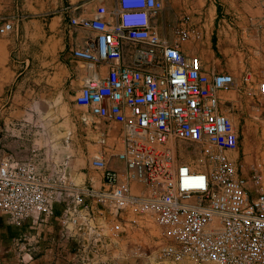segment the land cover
Segmentation results:
<instances>
[{
	"label": "bare ground",
	"instance_id": "bare-ground-1",
	"mask_svg": "<svg viewBox=\"0 0 264 264\" xmlns=\"http://www.w3.org/2000/svg\"><path fill=\"white\" fill-rule=\"evenodd\" d=\"M150 9H163V0H146L145 8L123 12L115 26L100 20L90 23L98 34L94 62L98 66L117 63L112 78L90 77L77 100L90 117L120 123L126 139H141L154 131L162 143L180 139L198 160L176 163L164 156L140 162L123 152L118 158L124 171L106 168L104 181L109 186L122 183L126 187L134 182L152 186L166 181L172 204L186 212L189 224L201 227L198 243L190 248L194 256L220 264H264V198L245 209L241 195L231 189L227 163L216 164L212 171L207 167L212 158L210 149L228 148L232 141L219 98L227 75L192 79L179 51L150 26ZM137 29L147 30L145 39H136ZM124 38L132 44L126 45ZM126 47L132 49L130 63ZM82 120L88 124L87 117ZM99 142L108 146L105 135ZM55 191L17 162L0 165V216L12 225L51 220ZM74 202L81 204L82 196L77 195ZM76 206L69 207L68 226L73 228L81 224L80 216L74 214L80 211Z\"/></svg>",
	"mask_w": 264,
	"mask_h": 264
},
{
	"label": "rangeland",
	"instance_id": "rangeland-1",
	"mask_svg": "<svg viewBox=\"0 0 264 264\" xmlns=\"http://www.w3.org/2000/svg\"><path fill=\"white\" fill-rule=\"evenodd\" d=\"M48 17H51V15ZM94 17L106 20L101 15ZM159 17L160 21L157 25L159 32L162 29L165 30L164 21L167 17L166 21L169 33L172 34L173 40L181 46L184 42L198 40L201 37V34L191 25L190 16H184L179 20L181 16L170 14L166 16L165 11H163ZM2 19L3 21H7L0 27V50L2 48L6 49V60L0 64V71L14 64V53H12L13 51L10 49V46L13 43L12 34L16 30L15 21L18 17L7 16ZM210 19L216 24L209 32V37L213 38L214 47L219 43L221 52L226 49H235L240 54V59L235 58L234 54L223 56V58L219 59L222 65L232 68L237 73L245 70L247 65H251L258 74L255 76L256 73H253L252 81L256 82L255 77L262 79L264 77V52L261 47L255 44L254 50H250V52L254 53V57L248 58L245 44L247 32L244 29V25H239L241 19L229 14H212L210 15ZM69 20L71 25V18ZM219 23L221 25L220 28L218 27ZM169 41L171 42L170 39ZM179 53L182 63L192 76H207V74H196L194 71L198 68L195 61L198 62L199 58L188 57L182 54L181 51ZM1 57L4 58L3 56ZM247 60L249 63L245 62ZM226 75L227 84L223 90L228 89L234 84V80L230 78V75ZM230 90L228 89L227 91ZM72 91L73 89L68 84L65 90L66 95L63 94L60 99L56 100L55 104L53 102L51 104L41 103L40 106L32 105L29 109L23 103L24 96L20 95V93L16 96L14 92L12 95H8L7 99L5 96L0 97V151L1 160L6 162L13 159L29 171L39 174L42 182L55 188L54 205L56 206L57 203L64 201L66 203L64 213L68 212L69 207L76 206V203H73V201L77 195L82 196L83 202L78 204V207L76 206L77 211H80L74 212L75 215L80 216L81 224L79 227L74 228V230L83 227L85 223H89V248L87 249V253H85L86 261L85 259L78 261L79 257H77L76 263L220 264L217 262L201 261L192 254L190 249L191 244L198 243V234L201 227L189 224L186 220V212L177 209V205L172 204L173 202L167 197L166 181L159 180L155 184L161 187V191L162 189L165 191V195H163V192H160L161 195L156 198H140L134 194L131 195L132 192L130 194L129 188L132 185H144L136 182L131 183L128 186L129 188H123L120 185L109 186L104 181V185L100 189L92 184L84 186L76 184L67 169L73 172V169L77 167L75 162L76 157L72 155L77 143H75V140H66L68 130L64 132V125L61 132L63 136L61 138L54 137L53 132L49 133V128L46 125V123L51 122L52 124L54 121H56L57 125L60 123L64 124L69 114L72 117L75 114L82 116L85 108L78 103V95H74ZM223 98L227 101L224 102L223 100V110L228 114H225V117L232 133V141L228 148L210 149L212 158L210 162H207L208 170H214L218 163H227L229 176L233 184L231 189L240 194L243 201L245 196L247 198V195H250L249 198L251 200L259 201L264 198V95L263 93H258V99H246L245 97L243 101H241L242 98L238 97V104L233 106V102L230 103V101L236 98L234 92L225 94ZM105 121L108 122L107 120ZM27 124H30V128L33 130L35 142L27 140ZM56 136H59V134ZM127 140L134 145V151L136 152L128 154L131 159L136 161L148 162L164 156L172 157L176 163L184 162L192 164L198 160L191 149L183 145L180 139H171L166 143H162V137L154 131L149 132L144 138ZM141 144H144V148ZM239 149L240 153L238 155L240 158L246 156L247 162L254 165L260 163L261 168L259 171L253 170L248 175L242 173L233 157L234 154L239 152ZM123 152L126 151L124 150ZM138 152L144 153L145 156L138 155ZM107 164L101 158H96L92 162L93 168L99 172H103L106 168H109ZM87 199L92 202V206L89 204V214L85 212L88 209ZM185 204L188 203L186 202ZM99 205L101 207L97 208ZM102 207L105 209H109L108 207H110L113 209L112 212L117 211L115 216L119 215L118 212L138 211V216L146 217L139 220L144 225V232L138 235L135 234V230L131 229L129 231L130 228L123 225L125 230L120 231V234L117 235L118 237L116 236V241L112 243L106 241L108 243L107 246L104 239L106 236L103 239L98 236L101 233L97 220L100 219L98 215L100 211V215L103 213ZM247 208L249 207L247 206ZM67 215L69 216V213ZM131 218L132 221H129V223L135 227L139 226L140 223L133 221L135 218ZM0 220V264H74L72 256L69 257L65 251L61 253L62 248L56 249L61 241L57 240L58 230L56 228L58 229V225L55 224V220H53V225L55 226V230L53 231L50 227L52 225L50 224L51 220L42 223V226H40V223L34 225L29 220L20 226H15L4 216H0ZM113 220L126 221L118 217ZM45 225L47 227H44ZM29 226L35 228L30 229ZM136 232L138 233V231ZM25 233L30 234L29 236H24ZM4 234H7L8 238H13V240L6 242L5 239L8 238ZM90 234L99 238L97 240L95 237L91 239ZM69 237V231H62L63 239L71 240ZM84 242L82 240L78 243L79 248ZM102 245L103 247L101 248ZM45 249H48L49 252L46 253ZM51 249L52 251H50Z\"/></svg>",
	"mask_w": 264,
	"mask_h": 264
},
{
	"label": "crops",
	"instance_id": "crops-1",
	"mask_svg": "<svg viewBox=\"0 0 264 264\" xmlns=\"http://www.w3.org/2000/svg\"><path fill=\"white\" fill-rule=\"evenodd\" d=\"M145 7L146 0H0V27L7 21H3L2 18L7 16L18 17L15 21L16 30L12 34L13 43L10 46L12 53H14V64L0 71V97L5 96L7 99L8 95L10 96L14 92L16 96L20 93V95L24 96L23 103L29 109L32 105L40 106L41 103L51 104L53 102L55 104L56 100L60 99L63 94L66 95L65 90L68 84L73 89L72 93L79 95L80 89L84 87L90 77L112 78L114 76V64L117 61L115 60L111 65L107 66H98L94 62L93 56L97 50L98 34L90 28V23L100 20L94 16L101 15L106 20L100 21L107 22L110 26H115L120 23V16L123 12L140 10ZM163 8L161 10H149L151 17L150 26L162 38H165L171 47L176 48L188 57L199 58V60L197 59L198 62L193 60L198 66L194 71L196 74H207V76L200 75L195 77L191 75L192 79L208 80L210 75L229 74L230 78L234 80V84L231 87L228 86V89H231L230 91H227L228 89L226 88L219 93L221 112L224 115H228L223 110V100L227 102L223 98L225 94L232 92L236 94V98L230 101V103L233 102L232 106L238 104V97L242 98L241 101H243L245 97L246 99H258V93H263L264 95V77L262 79L255 77L256 82H253V73H256L255 76L258 74L251 65H247L246 69L240 73L225 65L223 66L219 61L220 58L234 54L235 58L240 59V54L235 49H226L221 52L219 43L214 47L213 38L209 37L210 30L216 25L210 19V15H234L236 18L241 19L239 25H244V29L247 32L245 44L248 58L254 57V53L250 52V50H254L255 44L261 47L264 52V0H163ZM163 11H165L166 16L167 14L181 16L179 20L184 16H190L191 25L196 28L201 37L198 40L184 42L181 46L173 40L172 34L169 33L167 17L164 21L165 30L162 29L159 32L157 25L160 21L159 16ZM49 15L51 17H48ZM69 18H71V25ZM88 24L89 28L87 27ZM218 27H221L220 23ZM134 32L137 33V40H143L146 37L147 30L137 29ZM124 42L126 45L132 44L126 38H124ZM5 50V48L0 50V56L4 57L0 58V64L6 60ZM131 51L130 47H126L127 63L132 60ZM245 62L249 63L248 60ZM82 113V116L75 114L74 117L69 114L64 124L60 123L57 125L56 121H54V123L51 124L49 122L46 125L49 128V133L53 132L54 137L60 138L63 136L61 132L64 125V132L68 130L66 140H75V143H77L72 154L76 157L77 167L73 169V172L67 169L76 184L80 186L92 184L100 189L104 185L103 172L93 168V160L101 158L108 163L107 165L110 169L121 173L124 171V163L119 160L118 154L124 150L127 153L136 152L134 151V145L124 138L120 123L116 124L99 120L93 116L90 117L86 110ZM83 117H87L88 124L83 122ZM27 128V140L35 142V135L32 128H30V124H27ZM58 134L59 136H56ZM103 135L107 138L108 146L106 148L99 142L100 137ZM141 146L144 148V144H141ZM239 153L240 149L233 157L244 175H248L253 170L256 172L260 170V163L255 165L249 163L246 160V156L240 158ZM137 154L145 156L144 153L138 152ZM6 162L16 161L11 159ZM6 162L1 160L0 155V165ZM31 172L37 174L34 171ZM120 186L127 188L122 183ZM129 192L130 194L132 192L131 195L134 194L140 198H156L161 195L160 192L165 195L164 189L161 191L159 185L152 187L132 185L129 188ZM249 196L247 195V198L246 196L244 198L245 204L243 207L245 209H250L253 205L255 206L261 202V200H251ZM86 203L88 209L85 212L89 214V204L92 206V202L87 199ZM64 207H66L64 201L57 203L56 206L54 205V217L51 219L52 222L50 221V224H52L50 227L53 231L55 230L53 223L55 222L58 225V229L56 228L58 230L57 240H60L61 243L57 245L56 249L62 248L60 252L65 251L69 257L72 256L73 263L77 264V257H79L78 261L80 259H85L86 261L85 253H87L89 248V223H85L83 227L74 230L72 226H68L70 218L69 208L68 212L64 213ZM93 207L96 208L95 205ZM100 207L101 205L97 206V208ZM108 208L110 210L102 207L103 213L100 215V211L98 214L100 219L97 220L101 233L98 236L101 239L106 236L104 238L105 242L110 241L112 243L116 241V236L120 234V231L125 230L123 225L130 228L129 231L131 229L135 230V234L139 235L144 232V225L139 220L146 217L138 216V211L118 212L119 215L115 216L117 211L112 212L113 209ZM68 213L69 216L67 215ZM117 217L126 221L113 220ZM131 217L135 218L133 221L140 223L139 226L135 227L129 223V221H132ZM53 220L55 221L53 222ZM29 222L33 223L31 220ZM40 226H42V223H40ZM44 227H47V225ZM29 228L35 227L29 226ZM64 230L66 232L69 231L71 240L62 238V231ZM29 234L25 233L24 236H29ZM4 236L8 238L7 234H4ZM73 236L75 237L72 238ZM90 237L91 239L95 237L96 240L99 238L92 234H90ZM12 240L13 238L5 239L6 242H11ZM82 240L85 242L79 248L78 243ZM44 251L46 253L49 252L48 249ZM81 256L83 257L81 258Z\"/></svg>",
	"mask_w": 264,
	"mask_h": 264
}]
</instances>
